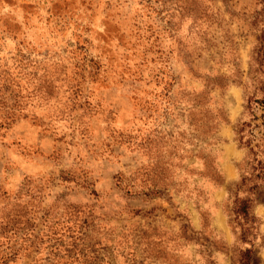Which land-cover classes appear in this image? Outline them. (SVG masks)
<instances>
[{
    "label": "rangeland",
    "instance_id": "374dc122",
    "mask_svg": "<svg viewBox=\"0 0 264 264\" xmlns=\"http://www.w3.org/2000/svg\"><path fill=\"white\" fill-rule=\"evenodd\" d=\"M263 35L264 0H0V264H239L206 180Z\"/></svg>",
    "mask_w": 264,
    "mask_h": 264
},
{
    "label": "trees",
    "instance_id": "16d2710c",
    "mask_svg": "<svg viewBox=\"0 0 264 264\" xmlns=\"http://www.w3.org/2000/svg\"><path fill=\"white\" fill-rule=\"evenodd\" d=\"M262 40L264 41V35ZM257 107L261 110L260 115L255 112L258 110ZM246 116L249 118H245ZM227 122L228 119L224 115L221 124H226ZM221 124H217V129H219ZM234 140L237 142V147L245 153L243 161L237 165L240 179L235 184H232L234 186L232 196L234 226L230 223L229 214L224 208L223 212L228 218L227 225L233 236H235L236 242L242 245L239 250L238 263L252 264L253 246L259 236V220L252 214L251 210L255 200L264 202V156H261L264 155V92L260 98L246 96L243 117L238 119L234 127ZM253 144L254 146H252ZM249 155H252L253 159L250 160ZM218 157L214 163V175L218 178H208L206 180L207 184L212 186L211 189L213 191L220 187L224 181L220 170L221 158L220 156ZM232 188L229 187L226 199L230 197ZM201 189H205L204 186ZM213 231L215 232V230ZM25 233L28 237L30 236V245H34V248L38 251V242H36L38 237L31 234V228L26 229ZM40 242L42 243V241ZM33 261L37 264V260Z\"/></svg>",
    "mask_w": 264,
    "mask_h": 264
},
{
    "label": "crops",
    "instance_id": "0c3cea01",
    "mask_svg": "<svg viewBox=\"0 0 264 264\" xmlns=\"http://www.w3.org/2000/svg\"><path fill=\"white\" fill-rule=\"evenodd\" d=\"M232 131H229V142L224 143V157L220 162V170L223 174V184L213 191V200L220 202L227 197L229 185L235 184L240 179V173L237 165L244 159V151L235 146L232 142ZM252 214L259 220V236L255 242H263L262 250L264 252V202L255 200L252 205ZM221 219V218H220ZM221 226H223L220 220Z\"/></svg>",
    "mask_w": 264,
    "mask_h": 264
}]
</instances>
